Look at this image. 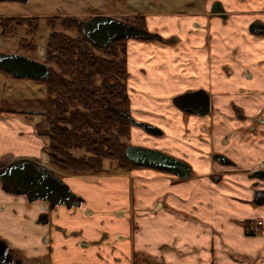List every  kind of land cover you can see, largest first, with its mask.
Returning <instances> with one entry per match:
<instances>
[{
	"label": "crops",
	"instance_id": "obj_1",
	"mask_svg": "<svg viewBox=\"0 0 264 264\" xmlns=\"http://www.w3.org/2000/svg\"><path fill=\"white\" fill-rule=\"evenodd\" d=\"M216 3L222 14L211 12ZM178 6L167 11L155 0H138L134 11L113 15L132 17L133 23L118 19L162 38L124 41L129 113L161 134L132 132L140 145L187 164L190 175L141 166L58 171L81 198L70 208H49L0 186V239L21 264L264 263V201L255 203L264 180L250 178L264 170V0ZM14 80L0 77V163L28 158L49 167L45 97L33 93L35 80ZM199 90L209 102L204 116L172 102ZM251 224L259 230L249 233Z\"/></svg>",
	"mask_w": 264,
	"mask_h": 264
},
{
	"label": "trees",
	"instance_id": "obj_2",
	"mask_svg": "<svg viewBox=\"0 0 264 264\" xmlns=\"http://www.w3.org/2000/svg\"><path fill=\"white\" fill-rule=\"evenodd\" d=\"M44 20L53 30L59 24L63 29L76 28L79 33L77 38H70L51 31L45 44L42 62L49 67L50 75L38 82L46 90L42 116L47 125L43 152L48 165L76 175L102 173L106 160L115 162L119 172L136 168L125 157L127 144L122 141L129 134L131 122L119 114L129 112L125 96V40L98 48L84 38L77 17L55 15ZM22 26L34 36L39 19L0 17V36L11 35ZM25 39H20L18 45L34 50L35 44L26 43Z\"/></svg>",
	"mask_w": 264,
	"mask_h": 264
},
{
	"label": "water",
	"instance_id": "obj_3",
	"mask_svg": "<svg viewBox=\"0 0 264 264\" xmlns=\"http://www.w3.org/2000/svg\"><path fill=\"white\" fill-rule=\"evenodd\" d=\"M20 1L26 0H0ZM211 12L221 13L223 9L216 3ZM84 38L98 48H107L114 41L120 39L159 40L162 38L148 32L142 27L135 26L125 21L114 19L110 16L95 14L90 19L80 24ZM0 70L18 79L45 80L50 75L49 67L39 61L20 54H5L0 52ZM172 102L183 111L204 116L209 112V102L206 93L202 90L184 93L173 97ZM129 121L142 128L149 135H160L161 131L144 122H137L129 113L119 112ZM124 155L135 166L150 167L173 174L179 178H187L190 168L184 162L156 149L127 146ZM214 158L223 164L230 161L221 155ZM250 178L264 180V170H256ZM0 186L9 194L23 195L30 202L39 201L53 208L64 205L68 208L79 206L81 198L55 174L52 169L43 163L28 158H21L9 163H0ZM264 201V192H258L255 203ZM11 251L6 241L0 239V264H21V259L12 258ZM264 264V263H263Z\"/></svg>",
	"mask_w": 264,
	"mask_h": 264
},
{
	"label": "rangeland",
	"instance_id": "obj_4",
	"mask_svg": "<svg viewBox=\"0 0 264 264\" xmlns=\"http://www.w3.org/2000/svg\"><path fill=\"white\" fill-rule=\"evenodd\" d=\"M136 1L138 0H26L24 2L20 1H1L0 2V17H37L39 19V28L35 35L31 36L27 33L26 26L18 27L13 34L8 35L6 37L0 36V52L5 54H20L25 57L31 58L33 60L42 62L44 60V53H45V44L48 35L51 31H55L57 33H61L64 36L70 38H77L79 33L76 28L71 29H63L59 24H56L54 30L48 27L45 24V18L47 16H55L59 14H64L68 16H74L78 19L85 20L90 15L100 14L110 16L114 19L119 20L115 15V12H132L136 8ZM144 1V0H142ZM156 2L160 3L162 8L161 10L167 11H178L182 10V7L178 6L179 0H155ZM123 20H128V22L133 23L132 17L124 16L120 18ZM138 21L141 18L137 19ZM138 24V23H137ZM22 38H26V43L30 42L35 44L34 50L23 49L18 45V41ZM28 47V46H27ZM94 53L98 55H103V53H99L94 51ZM122 57V54H121ZM125 58V57H124ZM54 67V66H53ZM0 77H5L9 81H18L14 80L15 78H11L7 74L0 71ZM4 79V78H3ZM126 80V79H125ZM24 83L25 82H21ZM31 83V82H30ZM35 89L33 88V93H35L36 98H44L45 97V86L35 80ZM33 85V84H32ZM126 86V81H125ZM28 94L29 89L26 88L23 91ZM127 92V88H126ZM128 101V100H127ZM128 111H129V102H128ZM137 122H144L142 120L136 119ZM136 129L138 131H143L142 128L134 125L131 123L129 128V134L127 137H123L122 141L127 144V146H135V147H143L148 149H153L147 146L140 145L139 140L140 136H136L133 134L132 130ZM146 135H148L146 133ZM151 136V135H150ZM158 150V149H156ZM69 151V150H68ZM161 151V150H160ZM163 152V151H162ZM53 168V167H52ZM51 168V169H52ZM54 169V168H53ZM104 169L105 171L102 173H119L116 163L113 161L106 160L104 162ZM55 173H58L60 177L61 174L54 170ZM128 172V171H127ZM100 174V173H96ZM83 175V174H79ZM87 175V174H84ZM253 226H258L257 224H251L248 230H251ZM259 229V226H258Z\"/></svg>",
	"mask_w": 264,
	"mask_h": 264
},
{
	"label": "built area",
	"instance_id": "obj_5",
	"mask_svg": "<svg viewBox=\"0 0 264 264\" xmlns=\"http://www.w3.org/2000/svg\"><path fill=\"white\" fill-rule=\"evenodd\" d=\"M259 229H258V226H253V228H251L250 232L251 233H255L257 232Z\"/></svg>",
	"mask_w": 264,
	"mask_h": 264
},
{
	"label": "flooded vegetation",
	"instance_id": "obj_6",
	"mask_svg": "<svg viewBox=\"0 0 264 264\" xmlns=\"http://www.w3.org/2000/svg\"><path fill=\"white\" fill-rule=\"evenodd\" d=\"M11 254H12V258H13V259H15V257H18V256H17V252L14 251V250L11 251ZM18 259H20V258L18 257Z\"/></svg>",
	"mask_w": 264,
	"mask_h": 264
}]
</instances>
